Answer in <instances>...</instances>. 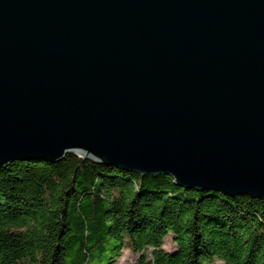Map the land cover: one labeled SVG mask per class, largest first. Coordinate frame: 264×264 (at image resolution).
<instances>
[{
    "label": "water",
    "instance_id": "water-1",
    "mask_svg": "<svg viewBox=\"0 0 264 264\" xmlns=\"http://www.w3.org/2000/svg\"><path fill=\"white\" fill-rule=\"evenodd\" d=\"M68 153L264 199V0H0V167Z\"/></svg>",
    "mask_w": 264,
    "mask_h": 264
},
{
    "label": "trees",
    "instance_id": "trees-1",
    "mask_svg": "<svg viewBox=\"0 0 264 264\" xmlns=\"http://www.w3.org/2000/svg\"><path fill=\"white\" fill-rule=\"evenodd\" d=\"M123 249L128 264H264V199L73 153L0 167V264H114Z\"/></svg>",
    "mask_w": 264,
    "mask_h": 264
},
{
    "label": "rangeland",
    "instance_id": "rangeland-1",
    "mask_svg": "<svg viewBox=\"0 0 264 264\" xmlns=\"http://www.w3.org/2000/svg\"><path fill=\"white\" fill-rule=\"evenodd\" d=\"M174 247V244L171 242V239L168 237L166 239L164 248L167 250H171ZM134 254H130L129 250L123 249L121 254L116 258L114 264H128L130 261L134 259ZM212 264H220V262L215 261Z\"/></svg>",
    "mask_w": 264,
    "mask_h": 264
}]
</instances>
